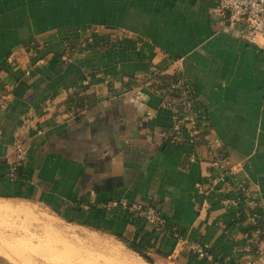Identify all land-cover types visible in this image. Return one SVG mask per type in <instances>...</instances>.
Here are the masks:
<instances>
[{"label":"crops","instance_id":"obj_1","mask_svg":"<svg viewBox=\"0 0 264 264\" xmlns=\"http://www.w3.org/2000/svg\"><path fill=\"white\" fill-rule=\"evenodd\" d=\"M176 60L264 224V49L212 0H0V200L136 241L160 263L207 264L189 252L199 240L244 264L247 214L214 194L206 208L197 192L216 172L208 147L162 136L174 108L152 89V67L171 73ZM133 200L185 239L130 215L122 202Z\"/></svg>","mask_w":264,"mask_h":264},{"label":"built area","instance_id":"obj_2","mask_svg":"<svg viewBox=\"0 0 264 264\" xmlns=\"http://www.w3.org/2000/svg\"><path fill=\"white\" fill-rule=\"evenodd\" d=\"M221 21L227 24H237L249 42L256 43L264 49V0H212ZM93 36V35H92ZM153 71L166 74L174 78H166L162 85L151 76L152 89L158 93L160 103L173 107V121L162 136L170 144L185 143L194 146L200 141L211 152L210 166L216 170L214 175L206 178L204 182L196 185L197 192L201 193L205 201L204 207H210L209 196L214 194L217 201L224 206H236L243 213L251 227L246 237V252L244 264H264V224H261V205L257 197V190L247 178L237 176L238 167L229 162L228 153L218 139H208L205 129L208 125L206 109L197 101L192 88L182 76V67L176 60L173 72L164 70ZM26 117L24 118V121ZM26 122V121H25ZM204 138V140H203ZM16 154L19 164L26 158V149L21 144H16ZM18 168L12 166L10 176L16 177ZM130 215L141 216L156 231H165L176 240L185 239L179 227L170 222L168 218L152 204L129 201L122 202ZM191 255L196 256L207 264H235L229 259H221L201 241L192 240L188 244ZM237 264V263H236Z\"/></svg>","mask_w":264,"mask_h":264},{"label":"rangeland","instance_id":"obj_3","mask_svg":"<svg viewBox=\"0 0 264 264\" xmlns=\"http://www.w3.org/2000/svg\"><path fill=\"white\" fill-rule=\"evenodd\" d=\"M0 207L9 209L7 227L0 225V264H24L23 255L29 264H174L160 263L136 241L130 242L149 258L119 235L65 222L36 203L1 199Z\"/></svg>","mask_w":264,"mask_h":264},{"label":"bare ground","instance_id":"obj_4","mask_svg":"<svg viewBox=\"0 0 264 264\" xmlns=\"http://www.w3.org/2000/svg\"><path fill=\"white\" fill-rule=\"evenodd\" d=\"M18 210V209H17ZM22 210V209H21ZM9 209H7L6 207H0V225L2 224L3 221H5V226L7 227V222H6V217L9 216L8 215V212ZM6 216V217H5ZM0 233H2V231H0ZM6 246H9V245H6ZM33 247V246H32ZM7 248V247H6ZM15 247L12 246V249H14ZM14 251H17L14 249ZM37 252V251H36ZM23 259V263L24 264H29V258H27V256H22L21 257ZM64 262V261H63ZM73 262H68V264H71Z\"/></svg>","mask_w":264,"mask_h":264},{"label":"trees","instance_id":"obj_5","mask_svg":"<svg viewBox=\"0 0 264 264\" xmlns=\"http://www.w3.org/2000/svg\"><path fill=\"white\" fill-rule=\"evenodd\" d=\"M154 78L155 79H157L158 81H159V85H162L164 82H165V80H166V78H168V79H172V78H174L173 76H170V75H166V74H159L158 72H156L155 74H154ZM261 223V222H260ZM262 224V223H261Z\"/></svg>","mask_w":264,"mask_h":264},{"label":"water","instance_id":"obj_6","mask_svg":"<svg viewBox=\"0 0 264 264\" xmlns=\"http://www.w3.org/2000/svg\"><path fill=\"white\" fill-rule=\"evenodd\" d=\"M121 240H123L124 242H130V241H127V240H125V239H121ZM129 244V246H131L134 250H136L137 252H139V253H141L142 255H144V256H146L147 258H149L148 256H147V254H146V252L143 250V248L141 247V246H139V245H137V244H134V243H128Z\"/></svg>","mask_w":264,"mask_h":264}]
</instances>
